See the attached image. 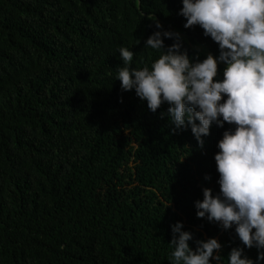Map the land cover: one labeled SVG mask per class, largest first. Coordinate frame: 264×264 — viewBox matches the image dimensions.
Returning a JSON list of instances; mask_svg holds the SVG:
<instances>
[{
	"label": "trees",
	"instance_id": "16d2710c",
	"mask_svg": "<svg viewBox=\"0 0 264 264\" xmlns=\"http://www.w3.org/2000/svg\"><path fill=\"white\" fill-rule=\"evenodd\" d=\"M182 8L0 0V264H171L177 223L193 250L223 241V259L210 264H228L233 248L264 264L234 227L197 217L203 190L220 188L207 181L201 152L184 154L188 143L197 148L191 128L173 133L167 103L153 113L117 80L121 47L135 53L136 69L163 54L146 48L156 31L179 33L193 63L219 57L202 28L184 27ZM175 42L164 38L166 48Z\"/></svg>",
	"mask_w": 264,
	"mask_h": 264
},
{
	"label": "clouds",
	"instance_id": "9594fccd",
	"mask_svg": "<svg viewBox=\"0 0 264 264\" xmlns=\"http://www.w3.org/2000/svg\"><path fill=\"white\" fill-rule=\"evenodd\" d=\"M182 2L179 14L186 19L184 27L202 28L204 36L219 46V57L209 53L202 62L193 63L182 51L179 33L156 31L146 48L163 54L151 67L136 69L130 67L135 53L121 47L123 66L117 68V80L122 91L134 89L153 113L167 103L173 133L191 128L197 148L188 143L190 151L184 154L201 152L210 174L207 181L217 180L220 188L215 196L211 189L203 190V201L195 204L197 217L223 230L234 227L242 244L255 247L257 260L264 261V0ZM164 38L176 42L166 48ZM221 63L223 79L217 80ZM182 229L181 223L172 226L171 264L223 259L217 255L222 240L196 241L193 250L192 233ZM227 260L228 264H256L243 248H233Z\"/></svg>",
	"mask_w": 264,
	"mask_h": 264
}]
</instances>
